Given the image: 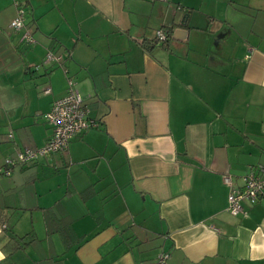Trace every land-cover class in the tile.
<instances>
[{
	"label": "crops",
	"instance_id": "0c3cea01",
	"mask_svg": "<svg viewBox=\"0 0 264 264\" xmlns=\"http://www.w3.org/2000/svg\"><path fill=\"white\" fill-rule=\"evenodd\" d=\"M19 2L34 44L0 0V264H264V202L235 216L224 182L264 165V0ZM69 79L99 126L1 173L45 146Z\"/></svg>",
	"mask_w": 264,
	"mask_h": 264
},
{
	"label": "built area",
	"instance_id": "2783aa9c",
	"mask_svg": "<svg viewBox=\"0 0 264 264\" xmlns=\"http://www.w3.org/2000/svg\"><path fill=\"white\" fill-rule=\"evenodd\" d=\"M14 1L17 7V16L11 22V27L15 32L25 30L23 40L28 44H34L35 40L32 33L25 29L27 12L19 0ZM155 39L157 43H164L168 40V35L164 30H160ZM61 60V56L48 52L45 64L60 62ZM39 68L40 66L36 67V69ZM68 82L69 89L66 96L57 100L52 109L45 114L46 123L52 130L45 146L39 149L24 148L18 150L15 159H6L1 173L11 176L12 170L18 165L36 162L50 154L64 153L68 150L72 139L99 126V122L90 116V109L84 104V99L76 88V82L73 79H69ZM12 137L13 135L10 133L9 138ZM224 182L230 188L228 210L233 215L236 216L244 212V203L256 205L264 202V165L252 166L244 176V183L241 187L234 186L233 179L229 174L224 176ZM3 228L5 229L6 225H3ZM167 257L166 254L159 256L158 264H165Z\"/></svg>",
	"mask_w": 264,
	"mask_h": 264
},
{
	"label": "trees",
	"instance_id": "16d2710c",
	"mask_svg": "<svg viewBox=\"0 0 264 264\" xmlns=\"http://www.w3.org/2000/svg\"><path fill=\"white\" fill-rule=\"evenodd\" d=\"M165 32L168 35V40L166 42H164V43H157L156 42V39H154L153 42L155 44L163 45V46L166 45V44H168L171 35H170V31L169 30H167V31L165 30ZM61 221H67V219H63ZM68 221L71 222V220H69V219H68ZM46 224H47V227H48V232H50V233H53L59 227L58 226V223L56 222V220L54 219V217L51 216L50 210L46 211ZM64 232L66 233V237L69 238L67 230H64ZM29 236L30 235L21 238V240H23V241L25 240L24 241L25 244L22 246L23 248L34 241L35 238L33 237V235H31L30 237ZM28 237H29V240H26V238H28Z\"/></svg>",
	"mask_w": 264,
	"mask_h": 264
},
{
	"label": "rangeland",
	"instance_id": "374dc122",
	"mask_svg": "<svg viewBox=\"0 0 264 264\" xmlns=\"http://www.w3.org/2000/svg\"><path fill=\"white\" fill-rule=\"evenodd\" d=\"M13 2H14V5H15V1H14V0H13ZM11 29H12V27H11ZM12 30H13V29H12ZM13 31H14V30H13ZM158 31H160V30H158ZM158 31H157V32H158ZM14 32H15V31H14ZM156 35H157V33H156ZM2 42H4V39H1V38H0V43H2Z\"/></svg>",
	"mask_w": 264,
	"mask_h": 264
}]
</instances>
